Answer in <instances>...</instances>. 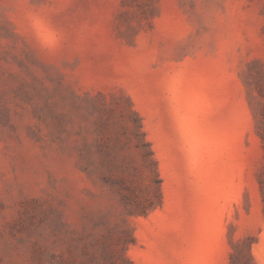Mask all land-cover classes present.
<instances>
[{
    "label": "rangeland",
    "instance_id": "1",
    "mask_svg": "<svg viewBox=\"0 0 264 264\" xmlns=\"http://www.w3.org/2000/svg\"><path fill=\"white\" fill-rule=\"evenodd\" d=\"M0 264H264V0H0Z\"/></svg>",
    "mask_w": 264,
    "mask_h": 264
}]
</instances>
